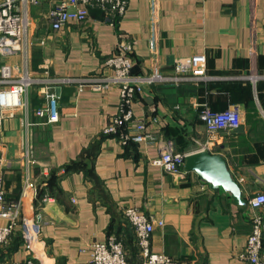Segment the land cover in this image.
Segmentation results:
<instances>
[{
  "label": "crops",
  "instance_id": "obj_1",
  "mask_svg": "<svg viewBox=\"0 0 264 264\" xmlns=\"http://www.w3.org/2000/svg\"><path fill=\"white\" fill-rule=\"evenodd\" d=\"M53 5L41 0L30 7L33 43L27 59L16 55L9 62L28 70L37 83L24 95L27 107L0 125L6 203L20 200L27 174L36 185L31 205L41 214L38 264H93L91 245L112 236L123 241L129 261L140 264L135 230L123 215L126 207L164 221L152 237L154 252L187 264H246L240 255L252 229L249 200L264 194V0H129L116 26L94 8L87 22H72L57 33L47 18ZM119 32L136 41L135 75L151 73L154 35L165 75H177L179 59L205 57L204 79L146 86L132 109L147 120L149 131L179 150L225 157L241 187L239 200L229 188L213 189L185 166L182 178L154 165L158 141L128 146L120 139L125 128L105 133L121 113L120 90L91 85L111 74L105 63L116 51ZM47 91L58 96L56 123L37 114ZM234 106L242 113L241 126L209 133L199 117L202 108ZM70 163L85 167L67 171ZM9 223L0 216V225ZM20 229L0 247V264L27 257Z\"/></svg>",
  "mask_w": 264,
  "mask_h": 264
},
{
  "label": "built area",
  "instance_id": "obj_2",
  "mask_svg": "<svg viewBox=\"0 0 264 264\" xmlns=\"http://www.w3.org/2000/svg\"><path fill=\"white\" fill-rule=\"evenodd\" d=\"M40 1L0 0V125L7 117H14L17 111L27 107L24 95L37 83V79L28 70L24 71L20 66L11 64L9 61L16 55L27 59L29 46L33 43L30 41L33 25L30 7ZM52 1L54 5L48 12L47 18L51 31L55 33L60 32L72 22H87L94 8L102 9L105 12V19L116 26L118 23L116 19L120 20L129 6V0ZM118 39L116 51L105 63V67L111 71V74L100 79L102 82L91 85L97 90H104L110 86H116L120 90L121 113L104 131L112 134L119 133L121 127L125 128L127 133L120 134L121 142L124 144L158 141L160 154L151 162L170 174L185 178L187 174L183 167L189 154L177 151L172 141H162L158 134L149 131L147 120L136 117L132 107L137 95L145 94L146 86L163 81L177 83L188 79H204L206 77L205 57L195 55L192 61L179 59L176 66L177 75H165L158 52V37L154 35L149 40L151 73L135 75L131 53L136 41L124 32L118 33ZM45 42L46 38L40 41L41 44ZM43 68L44 73L48 74V66L44 65ZM69 80L65 79L66 82ZM46 97L47 102L37 109V114L47 115L50 123H56L60 120L58 96L54 92L47 91ZM199 117L209 133L220 130L233 131L241 126L243 120L240 109L235 106L224 111H213L209 107H204ZM127 129L130 131L128 132ZM0 189V216L10 219L9 224L0 225V247L7 245L16 228L20 227L27 257L23 261H14L11 264H38L37 243L41 234V214L37 207L31 205V200L36 195V185L32 177L29 174L25 177L21 198L16 203H6L1 180ZM249 205L252 229L247 246L240 256L246 264H264V217L261 214V209L264 207V194L259 193L251 197ZM123 214L135 230L140 247L141 264H187L152 250L153 234L157 225H164L163 220H155L136 207H126ZM90 251L93 264H131L123 241L114 236L105 242H94Z\"/></svg>",
  "mask_w": 264,
  "mask_h": 264
},
{
  "label": "water",
  "instance_id": "obj_3",
  "mask_svg": "<svg viewBox=\"0 0 264 264\" xmlns=\"http://www.w3.org/2000/svg\"><path fill=\"white\" fill-rule=\"evenodd\" d=\"M185 168L197 172L202 179L209 182L213 189L229 188L234 199L241 198V187L230 171L225 157L209 151H199L186 157Z\"/></svg>",
  "mask_w": 264,
  "mask_h": 264
},
{
  "label": "trees",
  "instance_id": "obj_4",
  "mask_svg": "<svg viewBox=\"0 0 264 264\" xmlns=\"http://www.w3.org/2000/svg\"><path fill=\"white\" fill-rule=\"evenodd\" d=\"M96 9H99V10H101L102 12H103V16L105 17V12L102 10V9H100V8H96ZM118 20L119 19H116V22H118ZM131 143H133V142H128L127 143V145L129 146V144H131ZM175 146V148H176V150L177 151H179V152H183V151H181V150H179L177 147H176V145H174ZM80 167H82V168H84L85 167V165H83V164H79V163H70V164H68L67 166H66V170L67 171H70V170H73V169H75V168H80ZM54 178V177H53ZM52 178V179H53ZM124 215V214H123ZM12 239V238H11ZM21 239H22V243H23V236H22V234H21ZM11 241V240H10ZM138 242V241H137ZM138 244V243H137ZM139 246V245H138ZM139 249H140V247H139ZM140 252V251H139ZM128 257V256H127ZM129 260V259H128ZM130 262V261H129ZM131 263V262H130ZM132 264V263H131ZM141 264V263H140Z\"/></svg>",
  "mask_w": 264,
  "mask_h": 264
}]
</instances>
